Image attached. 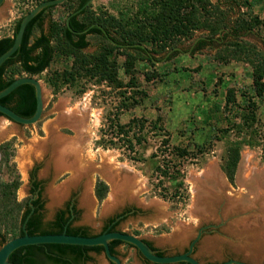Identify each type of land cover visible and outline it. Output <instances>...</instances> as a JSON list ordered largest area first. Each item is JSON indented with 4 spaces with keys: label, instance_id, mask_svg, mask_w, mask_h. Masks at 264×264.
<instances>
[{
    "label": "rangeland",
    "instance_id": "rangeland-1",
    "mask_svg": "<svg viewBox=\"0 0 264 264\" xmlns=\"http://www.w3.org/2000/svg\"><path fill=\"white\" fill-rule=\"evenodd\" d=\"M41 1L5 0L0 6V37L12 35L17 20ZM143 1L92 0L89 12L131 15ZM238 2L240 6L229 9V27L238 22L249 25L239 31V38L264 54V0ZM71 8L68 3L52 7L45 31L53 22L63 25ZM207 34L200 29L189 39L174 40L167 49L152 51L154 60L136 58L131 73L125 69V53L115 49L109 54L116 68L111 81L84 75L54 86L49 79L56 71H71L74 62L72 55L57 52L49 67L35 75L43 86L42 120L27 126L0 116V144L12 140V156L7 165L0 164V179L19 176L17 199L26 200L35 167L46 182L45 219L72 195L77 208L74 226L97 233L109 218L126 212L116 222L118 229L169 254L187 248L203 226L193 253L201 262L216 264L229 257L264 264V94L255 91L252 65L242 56L226 54L225 43L236 38L230 28L217 32L213 45L193 50ZM88 39L87 54L105 44L95 34ZM13 75L26 74L14 67ZM229 88L235 102L225 108ZM133 118L139 124L130 128L129 136L141 142L130 149L113 124ZM47 124L81 144L78 156L85 169L56 172L50 151L31 150L32 141L47 137ZM113 141L115 145H107ZM235 142L241 151L230 181L222 166L227 147ZM67 159L73 163L75 156ZM97 179L108 185L101 201L95 195ZM197 182L204 187L199 194L194 189ZM116 250L122 264H144L134 246L121 243ZM91 257L86 264H111L103 253L91 252Z\"/></svg>",
    "mask_w": 264,
    "mask_h": 264
},
{
    "label": "trees",
    "instance_id": "trees-1",
    "mask_svg": "<svg viewBox=\"0 0 264 264\" xmlns=\"http://www.w3.org/2000/svg\"><path fill=\"white\" fill-rule=\"evenodd\" d=\"M88 0H65L62 4H69L70 12L80 9L70 18V30L66 23L63 25L53 22L49 31L44 29L47 12L54 6L41 10L27 25L21 45L15 53L0 66V90L7 87L16 77L13 68L26 75L42 73L51 64L57 52L72 55L74 58L71 71H56L49 80L58 85L59 82L76 79L84 75L100 77L101 80L115 78L116 68L109 59V54L115 49L121 50L126 55V72L131 73L136 58L154 60L153 52H160L174 40H185L193 36L200 29L208 31L207 35L199 38L194 46V51L214 44L213 36L225 28H230L236 37L225 43V52L230 57H240L247 60L253 67V85L257 95L264 94V54L254 44L239 38V31L249 29L243 23H235L229 27L226 21L229 9L233 4L239 5L238 0H144L138 10L133 14H105L97 16L90 13V4L83 7ZM240 6V5H239ZM22 18V17H21ZM21 18L17 20L12 35L0 37V55L8 50L14 43ZM67 19V18H66ZM105 29L108 33H104ZM38 32V33H37ZM89 34L101 36L105 40L97 52L84 53L90 45ZM151 45L148 47L147 45ZM12 69V70H11ZM121 83V82H120ZM235 102V93L229 88L225 98V108ZM0 103L9 106L20 115L29 117L36 109V89L33 84L24 83L8 95L0 98ZM2 113L0 112V116ZM139 124L136 119H131L127 124L116 121L113 125L117 128V135H123L125 145L134 149L135 143H140L141 138L130 135V128ZM167 143V139L164 140ZM101 143V142H100ZM111 142L107 145H115ZM107 146L106 144H102ZM12 140L0 144V164L10 162ZM241 146L232 143L227 147L223 162V170L230 181L234 180L236 167L240 158ZM184 152L180 150L179 154ZM163 175L168 171L159 167ZM20 185L19 176L12 179H0V246L8 239L24 234L23 225H26L29 234L69 233L92 236L87 226H74L70 220L68 210L61 209L54 220L45 229L40 214L32 211L27 206L26 200L17 199V190ZM108 192V185L102 179H97L95 195L101 201ZM37 202V201H35ZM31 216L27 218L28 214ZM153 249L151 242L145 240ZM130 243L119 239L109 242L111 252L117 254L116 246ZM135 247V246H134ZM154 250V249H153ZM103 253V245H80L64 243H40L25 245L14 250L8 264H83V256L91 260L89 252ZM161 255L160 253H157Z\"/></svg>",
    "mask_w": 264,
    "mask_h": 264
},
{
    "label": "water",
    "instance_id": "water-1",
    "mask_svg": "<svg viewBox=\"0 0 264 264\" xmlns=\"http://www.w3.org/2000/svg\"><path fill=\"white\" fill-rule=\"evenodd\" d=\"M4 1L5 0H0V6L4 3ZM64 1L65 0H43L39 2L37 5H35L31 10H29L21 18L18 32L14 39V43L8 50H6L0 55V66L8 58H10L15 53V51L18 49V47L21 45L28 23L44 8L49 7V6H54L57 4H61ZM91 1L92 0H88L83 7L90 4ZM77 11L73 12L72 14L77 13ZM71 15H69L66 19V23L69 26L70 30L76 33H82V32H86L89 29V28H86L83 31H76L72 27H70ZM103 30H104V33L108 35L107 31L105 29ZM24 83L33 84L36 89V109L33 115L29 117L20 115L17 112H15L13 109H11L9 106L4 105L2 103H0V112L2 113L1 116H3L4 118L11 119L14 122L19 123V124L33 126L38 121L42 120L43 113H44V103H45L44 97H43L42 83L40 82L39 79L35 77V75H23V76L15 78L7 87L0 90V98L8 95L14 89H16L18 86ZM222 193L223 192H221L220 195L223 199L222 202H224L226 199L224 197V194ZM258 203L259 202H257V204ZM200 234L201 233L199 232L198 236L194 239V241H192V243L190 244V248L187 252L180 253V254H174V255H159L156 253L155 250H153L149 246V244L143 238L135 234L125 232V231L114 230V231L103 232V233L92 235V236H86V235H80V234H69L66 232L47 233V234H29L26 231L22 235H17V236H14L8 239L6 242H4L0 246V264H8L11 253L17 248L25 246V245L40 244V243H64V244H80V245H90V246L103 245L104 246V252H103L104 256L110 261L114 262L115 264H122L120 257L111 252L109 242L113 239H119V240H122L124 242L134 245L140 251L143 257L147 258L148 260L152 262H156L160 264L175 263L179 261H186L190 264H214V263H201L198 259H196L193 255H191L193 248H194V244L199 239ZM235 262L239 264H250V263H246V262H242V261L234 260V259H231L224 263H216V264H231Z\"/></svg>",
    "mask_w": 264,
    "mask_h": 264
},
{
    "label": "flooded vegetation",
    "instance_id": "flooded-vegetation-1",
    "mask_svg": "<svg viewBox=\"0 0 264 264\" xmlns=\"http://www.w3.org/2000/svg\"><path fill=\"white\" fill-rule=\"evenodd\" d=\"M81 9V8H80ZM79 10V9H77ZM75 10V11H77ZM73 11V12H75ZM73 12H69L68 16L71 15ZM78 12V11H77ZM74 15V14H72ZM71 15V16H72ZM67 16V17H68ZM71 18V17H70ZM50 151V150H49ZM67 159V157H66ZM68 160V159H67ZM45 180L39 178V176L37 175L36 173V170H35V167L32 169V171L30 172L29 174V181H28V199H27V206L30 207L31 209V213L32 211H35L36 213L40 214L41 217H42V222H43V225L45 227V229L48 228V225L51 223L52 220H54V217L55 215L58 213L59 210L61 209H64V210H68L69 212V216H70V220L69 221H72L73 217H75V215L77 214V208H76V205H75V200H74V197H72V195L67 198L63 204L57 209V211L53 214V216L49 219H45V216H44V213H45V202H44V196H43V191H44V188H45ZM96 185V183H95ZM37 201V202H35ZM131 210H135L134 208H132ZM130 210V211H131ZM129 210H127V212H130ZM31 213L28 214L27 218H29L31 216ZM126 213V212H124ZM124 213H120L118 215H114L113 217L109 218L107 223L103 226V228L100 230V232H97V233H94L92 230H91V233L92 234H100V233H103V232H108V231H114V230H119L121 231L120 229H118L116 227V222L119 220L120 217H122L124 215ZM23 229H24V233L28 230L26 228V225L24 224L23 225ZM204 230L203 226H202V229H199L198 232H197V235L196 237L198 236L199 232L202 233ZM28 232V231H27ZM195 237V238H196ZM194 238V239H195ZM194 241V240H192ZM192 241L190 242V244L192 243ZM197 243V242H196ZM196 243L194 244V248H193V251L191 253V255L194 256V249L196 247ZM190 244L188 245L187 248H185L182 252L181 251H178L176 253H172V254H169L167 251H164L160 248H157L155 247L152 243V247L153 249L156 251V253H160L161 255H174V254H180V253H184V252H187L190 248ZM136 248V247H135ZM137 249V248H136ZM138 250V249H137ZM139 251V250H138ZM91 252H94V251H90L89 254L91 256ZM96 253V252H95ZM98 254V253H97ZM118 254V253H117ZM115 254V255H117ZM139 254L141 256V261L144 263V264H160V263H156V262H152L150 260H148L147 258L143 257V255L140 253L139 251ZM118 256V255H117ZM195 257V256H194ZM196 258V257H195ZM198 259V258H196ZM232 258H226L225 260L223 261H220L218 263H224L226 261H229L231 260ZM199 260V259H198ZM88 260L86 259L85 255L83 256V264H86ZM108 261L111 263V264H115L114 262L110 261L108 259ZM200 261V260H199ZM201 262V261H200ZM201 263H210V261L208 262H201ZM165 264H190L186 261H179V262H175V263H165ZM234 264H239V263H234Z\"/></svg>",
    "mask_w": 264,
    "mask_h": 264
},
{
    "label": "bare ground",
    "instance_id": "bare-ground-1",
    "mask_svg": "<svg viewBox=\"0 0 264 264\" xmlns=\"http://www.w3.org/2000/svg\"><path fill=\"white\" fill-rule=\"evenodd\" d=\"M45 129L47 131L46 138L40 140L38 139L30 143L32 151H38L42 149L47 151L50 150L53 159V167L56 172H61L64 168L71 169L74 172H77L79 169L86 168L84 162L82 165L81 156H78L80 154L79 150L81 148V144L78 141H71L66 139L65 137H62L56 132L53 124H47L45 126ZM0 130L2 131L1 128ZM69 154H73L75 156V161H72L73 163H68L66 159L67 155L69 156ZM202 187V184H200V182H197L194 189L197 190L199 194L202 190ZM52 196L53 198H55L54 195Z\"/></svg>",
    "mask_w": 264,
    "mask_h": 264
}]
</instances>
